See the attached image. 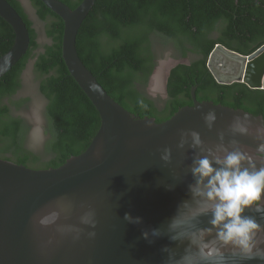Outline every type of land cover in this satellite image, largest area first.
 <instances>
[{"label":"water","instance_id":"obj_1","mask_svg":"<svg viewBox=\"0 0 264 264\" xmlns=\"http://www.w3.org/2000/svg\"><path fill=\"white\" fill-rule=\"evenodd\" d=\"M42 2L64 21V62L97 109L101 125L83 153L57 168L34 169L0 158V264H163L165 254L160 250L170 241L164 237L150 244L142 238V229L159 227L173 215L177 203L188 198L192 160L206 154L187 145L177 149L180 131H199L206 145L214 146L221 130L225 143L233 138L228 129L236 115L248 113L253 129L264 125V118L212 101L200 102L196 86L191 90L193 105L180 108L166 121L132 115L109 95L77 51L79 29L96 0H82L74 9L61 0ZM0 17L15 32L12 48L0 56L1 79L27 53L31 40L26 22L8 0H0ZM207 67L220 84L239 82L264 89V44L245 55L217 43ZM168 76L164 80L166 95ZM212 108L217 120L209 130L204 114ZM235 138L251 154L262 143L254 131ZM164 147L173 150L170 164L160 159ZM169 185L174 188L169 190ZM60 197H68L76 205L72 217L67 221L62 217L61 222L78 223L86 210L80 207L84 204L96 211L95 229L85 226L80 238L73 239L56 233L54 227H37L33 216L54 209ZM126 213L142 217L143 223H128ZM256 215L264 225V216ZM93 230L96 235L89 237L87 232Z\"/></svg>","mask_w":264,"mask_h":264},{"label":"trees","instance_id":"obj_2","mask_svg":"<svg viewBox=\"0 0 264 264\" xmlns=\"http://www.w3.org/2000/svg\"><path fill=\"white\" fill-rule=\"evenodd\" d=\"M61 1L72 9L82 2ZM8 2L26 22L31 41L27 53L0 79V158L34 169L57 168L88 148L100 128V115L64 62L62 18L42 0H31L50 40L39 51L36 29L22 3ZM155 38L172 44L183 57L198 56L171 68L161 108L144 93L155 69ZM14 40L13 28L0 17V56L12 48ZM217 43L245 55L262 46L264 0H96L79 29L76 46L109 95L139 118L168 120L180 108L193 105L194 86L200 102L212 101L264 118V89L239 82L220 84L209 71L207 58ZM31 59L39 90L47 100L48 138L42 154L27 147L30 125L14 116L5 102L21 88L22 73ZM12 103L20 107L25 102Z\"/></svg>","mask_w":264,"mask_h":264},{"label":"clouds","instance_id":"obj_3","mask_svg":"<svg viewBox=\"0 0 264 264\" xmlns=\"http://www.w3.org/2000/svg\"><path fill=\"white\" fill-rule=\"evenodd\" d=\"M217 120L215 108L204 114L209 130ZM232 139L225 143V131L218 132L219 142L207 146L199 131L181 130L177 149L189 146L204 155L192 160L193 178L188 185V198L177 203L173 215L159 227L142 229V238L148 243L167 237L170 244L161 248L163 264H247L264 262V225L257 215L264 216V125L251 127L248 113L236 115L229 125ZM254 131L262 141L257 153L251 154L239 146L236 134L248 135ZM160 159L170 164L171 147L160 151ZM174 185H169L172 190ZM78 223L69 220L76 205L68 197H60L57 206L33 216L37 227H54L61 236L79 239L85 226L95 229L96 211L81 204ZM252 213V214H249ZM124 220L140 225L143 218L126 213ZM89 237L95 231L87 232ZM175 245L174 247L172 245Z\"/></svg>","mask_w":264,"mask_h":264},{"label":"rangeland","instance_id":"obj_4","mask_svg":"<svg viewBox=\"0 0 264 264\" xmlns=\"http://www.w3.org/2000/svg\"><path fill=\"white\" fill-rule=\"evenodd\" d=\"M20 2L29 18L33 21V26L37 32V40L40 44V51L43 45L50 41L45 34V22L41 21L37 16L31 0H20ZM213 36L217 37L218 32H214ZM153 50L155 53V69L144 93L161 108L167 98L164 90V80L168 76L170 68L179 62L190 63L198 56L189 53L183 57L172 44L164 43L159 38L154 39ZM21 81L22 86L19 91L11 100L5 99V102L10 103L11 113L14 116L23 118L30 125L27 147L35 153L42 154L48 138L46 133L47 119L45 116L47 100L39 90V78L34 68V60L31 59L29 61L22 73ZM21 100H24L25 103L20 107H16L12 103L13 101Z\"/></svg>","mask_w":264,"mask_h":264}]
</instances>
